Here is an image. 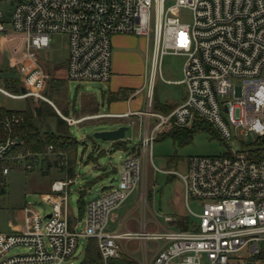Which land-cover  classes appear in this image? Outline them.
<instances>
[{"label": "built area", "instance_id": "obj_1", "mask_svg": "<svg viewBox=\"0 0 264 264\" xmlns=\"http://www.w3.org/2000/svg\"><path fill=\"white\" fill-rule=\"evenodd\" d=\"M177 8L192 12L190 23L173 15ZM18 32L24 45L14 72L20 93L0 92L14 99H33L52 105L69 125L132 113H98L79 117L63 113L49 97L50 81L60 67L44 51L53 33L67 37L64 78L77 82L109 83L113 76V42L116 35L146 40L149 67L148 106L143 112L144 132L119 167L117 185L103 189L87 203L86 215L70 223L68 188L72 178L56 179L41 194L50 211L31 205L21 208L23 228L0 232V264H73L81 239L95 238L104 264L120 259L125 245L137 241L147 264H264V0H0V34ZM165 55L184 56L185 99L168 113L152 110L155 80ZM1 63V62H0ZM48 66L52 68L49 71ZM54 76V77H53ZM234 80L243 88L237 95ZM152 119H155L152 123ZM208 122L225 141L233 136H257V144L222 155L189 156L185 171H159L181 179L190 220L189 229H148L141 221L137 231H110L113 212L140 187L146 202L147 168L153 164V147L170 127ZM25 122L22 111L0 110V161L4 176L13 169L32 171L47 161L60 167L68 154L47 145L43 152L19 150ZM44 165V166H43ZM190 201L202 207L190 209ZM176 219L165 216V221ZM82 223V227L79 225ZM156 247L150 249L149 242ZM23 251L11 254L14 249Z\"/></svg>", "mask_w": 264, "mask_h": 264}, {"label": "rangeland", "instance_id": "obj_2", "mask_svg": "<svg viewBox=\"0 0 264 264\" xmlns=\"http://www.w3.org/2000/svg\"><path fill=\"white\" fill-rule=\"evenodd\" d=\"M173 15L179 16L182 20L190 23L192 21V12L189 9L177 8ZM122 40L121 47L116 46L115 36L112 38L113 47L117 52L125 53L122 57L123 65L121 71L126 73L122 81H135L136 88L142 86L143 81H147L149 67L146 65V40L142 37L126 35ZM53 42L50 47L44 51V56L50 63L56 64L55 69L66 63L68 57L67 37L62 33H53L51 35ZM24 45V35L18 32H6L0 34V62L5 72L0 77V87L4 88V78L19 77L14 72L16 59L20 55V51ZM117 54V58H118ZM114 57V54H113ZM120 58V56H119ZM185 57L180 55H165L162 58L161 74L166 80H178L183 77L182 65ZM4 63V64H2ZM50 72L52 68L48 66ZM120 71V72H121ZM61 73H59V76ZM54 77V76H53ZM237 95L242 96L243 88L239 80H234ZM184 88L183 85H171L163 81L158 75L155 80L154 92L151 98V109L160 112L165 110L158 107V104L164 105L176 101L178 94ZM50 90V88H49ZM13 93H20L21 90H10ZM107 91L106 95L104 92ZM121 96L114 101H123L125 109L128 108L127 100L130 97V91L121 90ZM113 93V92H111ZM108 83L105 82H77L67 81L62 86L59 94L53 97L60 110L70 116L79 117L83 114H92L95 111L109 112L114 111L111 102L107 97ZM145 98L146 107L148 104L147 85L144 86L140 94L136 96L138 101ZM137 101V102H138ZM43 102V101H38ZM36 101L33 99H14L0 92V108L6 110L25 111L30 105ZM145 108V107H142ZM116 111V110H115ZM154 123L155 119L151 120ZM128 126L125 141L129 143V147L139 143V134L144 130V124H140L137 117L130 118H96L84 121L78 125L70 126V134L78 141L72 145L78 146L77 152L74 154V163L68 157V163L65 167H72V172L66 174L63 167L52 162L47 168V164L42 169L26 171L23 169H13L6 175V194L0 196V231L10 232V224L16 226L23 218L21 208L26 205L34 206L43 212L50 211V205L41 197V194L51 190V184L56 179H66L68 176L72 178V183L68 188L70 223L75 224L76 218L86 215L87 203L98 197L103 189L117 185L119 180V167L121 162L127 155L125 144H121V148L117 149L116 143L102 139L94 138L96 131L113 130L120 126ZM190 126L189 128H191ZM184 128V127H180ZM42 133L45 131L55 132V119L49 118L45 123L39 125ZM164 131L154 143L153 147V163L147 168V177L145 185L147 188L146 202L140 198V187L129 196L125 203L113 212L119 216L117 223H109L108 230L124 229V225L120 223L128 213L131 221L135 220L148 222V229L155 230L160 227H175L165 221V216H172L176 220L187 218L191 222L195 218L189 213V209L185 198V188L181 179L173 174H167L159 171L178 170L185 171V161L189 156L204 155L214 156L222 155L229 150L236 152L246 149L251 144H257V136L250 134L249 136H233L231 139L223 140L208 122H203L198 128L192 132V139L186 143H180L178 139L172 136L170 131H175L178 127H170ZM182 132V130H181ZM125 143V142H124ZM44 166V165H43ZM158 168V169H156ZM48 169L47 173L43 171ZM71 175V176H70ZM67 177V178H68ZM83 201V207L81 201ZM190 209L195 212H201L202 207L195 201H190ZM158 223L159 226L156 224ZM82 227V223L79 225ZM87 239H81L78 249L73 258V264H82L85 257L84 251ZM148 246L153 249L155 242H149ZM23 251V249H14L11 254ZM147 264L150 263L151 254L147 256ZM119 264H144V256L139 250V244L132 243L125 245ZM231 264H238L237 261Z\"/></svg>", "mask_w": 264, "mask_h": 264}, {"label": "trees", "instance_id": "obj_3", "mask_svg": "<svg viewBox=\"0 0 264 264\" xmlns=\"http://www.w3.org/2000/svg\"><path fill=\"white\" fill-rule=\"evenodd\" d=\"M1 64V63H0ZM4 64V63H2ZM5 72V68H2L0 65V77ZM66 84V81L53 78L50 81V90H49V97L51 100L55 103V105L58 107L57 103L53 100V97L56 94H59L61 91V88L63 85ZM4 86L8 90L20 89V82L18 78L15 77H8L4 78ZM122 91L110 93L108 98L111 102L112 100L116 99L118 96H121ZM158 107H160L158 105ZM166 113L170 112V108H163ZM0 110H6L3 108H0ZM25 116V122L20 127L18 135L20 138L24 140V144L19 146V150L25 151L26 149H31L34 152H43L46 150L47 145L52 144L56 147V149H62L65 151L68 156L71 158V162L74 163V154L77 152L78 146H73V143H77L78 141L70 134L69 128L70 126L58 115L55 108L50 105L47 102H36L33 104V108L28 105L27 110L22 111ZM65 113V112H64ZM66 114V113H65ZM49 118L55 119L56 123V131L50 132L45 131L42 133L39 129V125H42L45 123ZM203 122L202 120H195L192 127H184L180 128L178 127L175 131H170L172 136H174L180 143H186L189 142L192 139V132L195 130V128H198L199 125H201ZM182 130V132H181ZM161 135V134H160ZM159 135V136H160ZM124 140H120L115 142L117 149L121 148V144H125V150H128V147L126 145V142L124 143ZM122 149V148H121ZM5 163V161H0V196L6 194L7 188H6V177L2 173V166ZM47 167L49 168L52 164L51 162L47 161ZM63 171L67 173L72 172V167H65ZM44 173L48 172V169H45L43 171ZM71 176V175H70ZM68 177V176H67ZM81 201V199H80ZM81 207H83V201H81ZM176 225L175 227L181 228V229H189L190 228V220L187 218H180L176 222H174ZM84 259L82 261V264H104L103 258L101 256V253L99 251L98 243L95 238H89L87 240L85 251H84ZM119 259L110 260L108 264H119Z\"/></svg>", "mask_w": 264, "mask_h": 264}, {"label": "crops", "instance_id": "obj_4", "mask_svg": "<svg viewBox=\"0 0 264 264\" xmlns=\"http://www.w3.org/2000/svg\"><path fill=\"white\" fill-rule=\"evenodd\" d=\"M126 37H127L126 35H116L115 38H116V41H118L116 46H118V44H119V46L121 47L122 40H124ZM116 49H115V45H114V47H113V53H114V57H113V76H112L111 81L108 83V94H107V97L109 96V94L111 92H113V93L114 92H118V91H121L122 89L129 90L130 93H131L130 97L127 100H124L127 103L128 108L125 109V107H124L125 105H124L123 101H121V100L120 101H114V102H111L110 108H112L113 110L115 109L116 111L115 110L114 111L110 110L109 112H102V113H111V114L132 113V114H130V116L115 117V118L137 117L140 120V124L141 123L143 124V122L146 119L145 115H143V114H133V113H135V112H143V111H145L147 109V107H146V103L147 102H145V98H143L141 101H138L136 99V96L138 94H140L141 91L143 90L144 86L147 85V98H148V81H143L142 82L143 83L142 86H140L139 88H136L134 86V85L137 84V83H135V81H122L125 78L124 76L127 75L126 73H123L120 70L122 65L124 64L122 57L125 56V53H122V52L118 53ZM117 54L120 56V58H119V56H118V58L116 57ZM182 72H183V65H182ZM60 73H61V75L60 76H56V79L64 80V81L67 82L68 80H66L64 78L65 64L60 65ZM179 80H181V79L170 80L168 82H166V81L165 82L168 83V84H171V85H175V86L182 85V84L178 83ZM153 92H154V90H153ZM106 93H107V91L104 92V95H106ZM185 96H186V88L184 86V88L181 90V93L178 94V98H177L176 101H173V102H170V103H167V104H164V105H160V104H158V105L161 108H170V110H172L176 106H178L185 99ZM147 106H148V104H147ZM142 107H145V108H142ZM160 112L161 113H166L164 111H160ZM98 113H101V112L95 111L92 114H83V115H93V114H98ZM104 118H106V117H104ZM107 118H114V117H107ZM143 132H144V130L139 134V139H140V137H141ZM125 142H126V145L128 147L127 151H131V150L135 149L136 145H134L132 147H129V143L127 141H125ZM129 214L130 213H128L126 216H124V218H121V220H120V223H122V225H124V229H121V230L112 229L110 231H124V230L137 231L139 229V227H140L141 221H139L138 223L135 220L131 221ZM118 221H119V216L114 214V216L112 218V222L117 223ZM144 222H146V221H144ZM146 223L148 224V222H146ZM156 224L159 226L158 223H156ZM171 224L174 225L175 223L173 222ZM22 228H23V221L21 220L16 226H14L13 223L10 224L11 231L10 232H4V233L16 232V231H18V230H20ZM0 232H2V231H0ZM132 243L138 244L137 241H133V242H131L129 244H132ZM150 254H151V257H152V253H150Z\"/></svg>", "mask_w": 264, "mask_h": 264}, {"label": "water", "instance_id": "obj_5", "mask_svg": "<svg viewBox=\"0 0 264 264\" xmlns=\"http://www.w3.org/2000/svg\"><path fill=\"white\" fill-rule=\"evenodd\" d=\"M21 90L24 91V88H22ZM128 128H129L128 126L123 125L113 130L96 131L93 136L94 138L97 139L117 142L125 139L126 131L128 130Z\"/></svg>", "mask_w": 264, "mask_h": 264}]
</instances>
